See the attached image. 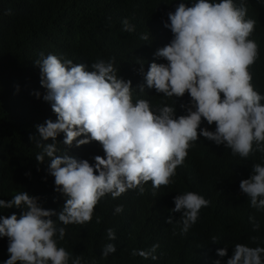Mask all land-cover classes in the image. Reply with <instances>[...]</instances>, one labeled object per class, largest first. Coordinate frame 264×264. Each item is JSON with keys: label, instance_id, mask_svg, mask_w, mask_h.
Masks as SVG:
<instances>
[{"label": "clouds", "instance_id": "9594fccd", "mask_svg": "<svg viewBox=\"0 0 264 264\" xmlns=\"http://www.w3.org/2000/svg\"><path fill=\"white\" fill-rule=\"evenodd\" d=\"M169 20V21H168ZM168 20L161 22L160 42L149 53L136 59L115 57L98 59L91 71L57 55L40 54L35 61L41 73L43 97L51 103L57 120L38 125L42 141L35 159H50L48 173L55 191L66 197L62 210H45L39 197L25 191L11 200L0 199V209L22 208L18 217L0 216V237L8 238L10 258L4 264H96L82 255L72 257L58 241L65 239L68 225L92 221L95 207L139 189L151 182L156 208L155 221L172 224L174 236L193 241L201 221L200 212L211 201L193 191L174 193L178 185L176 170L182 166L193 144L202 136L217 146L224 145L233 156L248 159L264 154V83L254 81L252 66L259 58V45L252 39L257 21L247 18L244 0H197L191 7L180 3ZM120 28L134 32L135 26L124 19ZM148 40V35H142ZM165 101L153 106L147 94ZM39 97V93L36 94ZM134 96L136 99L134 100ZM187 103H189L187 105ZM176 110H183L177 116ZM215 124V131L201 124ZM199 130V131H198ZM65 134L63 143L76 147L98 142L105 157H94L95 164L67 155H57L56 138ZM85 136V139H77ZM240 190L250 206L264 210V164L253 165L249 179L241 180ZM111 195V196H110ZM118 205L114 213H123ZM52 217H56L53 220ZM99 222V221H98ZM252 231L260 225L250 216ZM62 225V226H61ZM108 241L117 239L112 228ZM213 236V244L219 243ZM251 241L257 243L258 236ZM159 245L139 247L133 256L156 260ZM114 243L102 247V258L116 252ZM217 255H227L218 249ZM219 264V261L216 262ZM227 264H264V247L236 244Z\"/></svg>", "mask_w": 264, "mask_h": 264}, {"label": "trees", "instance_id": "16d2710c", "mask_svg": "<svg viewBox=\"0 0 264 264\" xmlns=\"http://www.w3.org/2000/svg\"><path fill=\"white\" fill-rule=\"evenodd\" d=\"M197 0H0V199L9 201L19 191L39 197L45 209L62 210L66 197L55 191L54 177L48 173L50 159L36 161L42 141L38 125L47 120L55 122L56 114L51 103L44 100L47 90L41 86V73L35 61L40 54L57 55L70 59L74 64H84L91 71V64L98 59L115 57L118 65L122 58L134 60L140 53H149L160 42L161 22L168 20L180 3L191 7ZM219 2V0H216ZM239 4L240 0H235ZM247 18L257 21L252 39L259 45V58L252 66L254 81L264 83V0H244ZM128 19L135 26L134 32L120 28ZM161 21V22H160ZM169 21V20H168ZM148 35V40H142ZM39 93V97L36 95ZM140 99L149 100L153 106L165 101L153 93ZM136 97L134 96V100ZM167 103V101H165ZM168 104V103H167ZM189 103H187L188 105ZM177 116L183 110H176ZM215 124H201V128L215 131ZM199 131V130H198ZM64 133L56 138L59 152L77 160L95 164L94 157H105L102 146L92 141L76 147L63 143ZM85 136L77 139H85ZM264 164V154L256 152L248 159L233 156L224 145L200 137L191 147L182 166L176 170L178 179L174 193L193 191L211 203L200 212L201 224L193 241H183L174 236L168 215L156 222V208L152 203L149 181L144 193L139 189L128 190L120 197L106 201L102 198L95 207L90 223L67 226L65 239L58 241L72 257L82 255L84 260L96 264H227L235 245L264 247V210L250 206L249 198L240 190V182L249 179L254 164ZM111 196V195H110ZM124 206L117 215L114 209ZM22 208L0 209V216L18 217ZM255 217L260 228L252 231L249 217ZM56 220V217H52ZM99 221V222H98ZM62 226V225H61ZM112 228L117 239L108 241L106 230ZM218 236L219 243L211 238ZM252 236L259 241L253 243ZM114 243L116 252L102 258V247ZM158 244L157 259L145 260L132 255L139 247ZM8 238L0 237V264L10 258ZM226 249L227 255H217ZM71 264V262H70Z\"/></svg>", "mask_w": 264, "mask_h": 264}]
</instances>
